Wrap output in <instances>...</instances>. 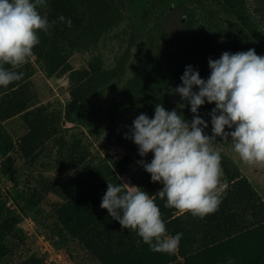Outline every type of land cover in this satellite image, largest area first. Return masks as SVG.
I'll return each instance as SVG.
<instances>
[{
  "label": "rangeland",
  "instance_id": "obj_1",
  "mask_svg": "<svg viewBox=\"0 0 264 264\" xmlns=\"http://www.w3.org/2000/svg\"><path fill=\"white\" fill-rule=\"evenodd\" d=\"M112 1L119 20L95 45L87 49L66 45L60 54H49L50 48L42 43L45 33L39 32L34 55L17 69L23 72L22 80L0 87V264L31 260L35 264H111L101 250L95 254L87 245L85 250L81 245L85 242L65 229L68 218L58 210L69 202L74 179L101 198L94 205L99 210L108 187L99 181L109 175V183H130L156 195L163 185L152 182L139 163H150L153 154L141 157L133 140L125 138L133 121L142 113L154 118L155 105L162 104L191 122L190 103L174 91L182 86L186 66L191 65L207 80L210 58L250 49L244 45L246 29L239 17L223 11L218 1ZM246 3L245 16L264 34V0ZM46 12L45 7L42 13ZM230 35L237 37L238 46L231 44ZM147 54L159 63L145 66ZM142 78L148 89L138 99L135 81ZM214 107L205 102L198 109L208 123V135H212L210 113ZM216 140L222 157L220 201L231 191L227 169L232 166L248 179L264 203V167L243 164L230 151V142ZM100 166L104 169L92 178V171ZM85 201L82 194L76 198L79 205ZM155 202L162 219L175 210L165 207L166 201L162 203L159 197ZM85 207L82 217L87 214ZM176 212L166 223L167 232L183 234L178 247L191 245L196 251L195 264H264V227L215 248L209 259L203 251L209 238L198 234L203 223ZM112 226L141 244L136 232L122 231L116 220ZM148 256L157 262L167 254L149 249ZM177 258L181 260L179 255Z\"/></svg>",
  "mask_w": 264,
  "mask_h": 264
},
{
  "label": "clouds",
  "instance_id": "obj_2",
  "mask_svg": "<svg viewBox=\"0 0 264 264\" xmlns=\"http://www.w3.org/2000/svg\"><path fill=\"white\" fill-rule=\"evenodd\" d=\"M46 6V0H0V87L22 80L23 72L17 69L34 55L40 43L38 33L48 34L56 23L42 13ZM59 20L66 18L61 15ZM66 22L71 27V19ZM208 64L207 80L188 65L181 76L182 86L174 90L190 103L191 122L176 110L156 104L154 118L138 115L125 136L138 146L141 157L153 154L150 163H139L162 189L150 195L130 183L108 182L100 204L153 252L173 253L183 235L168 234L156 197L165 200L167 208L201 219L218 209L222 157L217 137L230 142V151L243 164L264 167V56L254 49L225 51ZM205 102L215 104L210 113L212 135L205 133L208 123L198 114Z\"/></svg>",
  "mask_w": 264,
  "mask_h": 264
},
{
  "label": "trees",
  "instance_id": "obj_3",
  "mask_svg": "<svg viewBox=\"0 0 264 264\" xmlns=\"http://www.w3.org/2000/svg\"><path fill=\"white\" fill-rule=\"evenodd\" d=\"M213 1L220 2L223 11L233 14V17H239V22L242 23L241 26L246 29V33L242 35L245 40L244 45L254 49L257 55L264 56V34L258 31L254 22L245 16L244 13L247 11L246 0ZM46 5L47 12L43 14L47 15L50 23L56 21L50 28L49 33L42 36V43L50 48L48 50L49 54L51 52L55 53V51L60 54L66 45L72 49L82 47H84L82 49H87L95 45L100 36L109 28L114 27L119 20V12L112 0H46ZM61 15L66 20L71 19V27L67 25L66 20L64 22L59 20ZM230 41L234 46L240 44L237 37L232 35H230ZM148 63L158 64L159 62L157 58L147 54L145 66ZM144 78L148 79L149 77L144 76ZM167 79L166 76L165 80L167 81ZM135 84L139 88L137 98L141 99L148 87L143 78L137 79ZM103 169V166L95 167L91 177L94 178L95 174ZM227 175L231 184V191L226 200L220 201L218 209L203 219L188 214L192 218H198L203 223L202 229L204 230L202 232H204L205 237L209 238L208 243L203 246V251L209 259L210 255L208 254L214 250V244L217 241H213V235L220 233L227 235L239 227L248 228L250 225L264 224V203L252 189L248 179L232 166L227 169ZM110 179L112 178L109 175L100 180L99 184L102 183L103 187ZM87 186H82L80 180L74 179V187L69 202L58 210L64 217L68 218L64 222L68 226L65 229L68 228L72 236L85 242V244L81 242L85 250L88 247L95 254L101 250L111 264H195L196 251L187 243H182L181 250L177 247L173 253H166L167 256L164 259L157 262L152 260L151 256L152 259H150L148 245L143 242L140 244L128 236H123L122 232L120 235L112 226L114 219L109 216L107 210L94 208V205L101 198L91 194L88 190L90 188ZM80 194L86 199L84 205L76 203V198ZM161 202L163 203V200ZM85 205L87 214L82 217V214H85L83 212V206ZM91 206H93L92 209H90ZM175 211L177 210L167 212L169 213L168 216L163 219L165 224L169 221V218L173 217L172 213ZM173 220L177 221V219ZM122 231L130 233L131 230L124 229ZM92 245L94 249H92ZM188 248L189 250H186ZM178 255L181 260L177 258ZM35 263L34 260H31L24 264Z\"/></svg>",
  "mask_w": 264,
  "mask_h": 264
},
{
  "label": "crops",
  "instance_id": "obj_4",
  "mask_svg": "<svg viewBox=\"0 0 264 264\" xmlns=\"http://www.w3.org/2000/svg\"><path fill=\"white\" fill-rule=\"evenodd\" d=\"M258 227H261L263 228L264 227V224H257V225H250V227L248 228H237L235 229L233 232H230L228 233L227 235L225 234H216L214 232V234L216 235H213V241L217 240L214 244V249L215 248H221L222 246L232 242L233 240H235L236 238L240 237V236H244L246 233L250 232L251 230L255 229V228H258ZM202 230L204 229H198V234H201L203 235V237L205 236L204 235V232H202Z\"/></svg>",
  "mask_w": 264,
  "mask_h": 264
}]
</instances>
